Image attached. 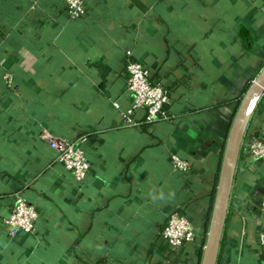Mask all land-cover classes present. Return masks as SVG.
<instances>
[{"label":"crops","instance_id":"obj_1","mask_svg":"<svg viewBox=\"0 0 264 264\" xmlns=\"http://www.w3.org/2000/svg\"><path fill=\"white\" fill-rule=\"evenodd\" d=\"M86 3L72 19L64 0H0V264H201L237 103L264 67V0ZM128 50L170 91L168 120L124 124ZM42 131L86 152L82 182ZM259 135L264 95L244 143ZM17 193L39 211L34 235L4 222ZM263 199L264 167L242 149L217 264H264ZM175 211L201 235L178 251L162 237Z\"/></svg>","mask_w":264,"mask_h":264},{"label":"built area","instance_id":"obj_2","mask_svg":"<svg viewBox=\"0 0 264 264\" xmlns=\"http://www.w3.org/2000/svg\"><path fill=\"white\" fill-rule=\"evenodd\" d=\"M67 11L72 19H81L87 15L86 0H64ZM132 51L126 52L127 88L132 94V104L121 111V118L126 125L138 127L140 125L152 126L162 120L170 118L168 105L171 97L170 91L162 82L152 78L151 70L142 62L131 58ZM12 75L6 74V82L11 84ZM117 107V105H116ZM138 112H143L141 121L136 119ZM41 139L55 153L56 162L71 172L78 182H82L91 171V163L86 152L75 142L67 138L42 131ZM244 151L264 167V136H254L246 143L243 142ZM171 164L175 170L190 172L192 163L176 154L171 156ZM264 209V199L261 202ZM10 214L4 219L10 229V235L15 236L21 232L27 235L36 233L39 220V211L36 205L28 202L21 194L15 195V203ZM194 222L181 212H173L166 223L162 237L174 251L180 250L185 244L193 243L200 238ZM259 245L264 259V231L259 234Z\"/></svg>","mask_w":264,"mask_h":264},{"label":"water","instance_id":"obj_3","mask_svg":"<svg viewBox=\"0 0 264 264\" xmlns=\"http://www.w3.org/2000/svg\"><path fill=\"white\" fill-rule=\"evenodd\" d=\"M263 95L264 67L246 90L228 132L201 264L218 263L243 142Z\"/></svg>","mask_w":264,"mask_h":264},{"label":"trees","instance_id":"obj_4","mask_svg":"<svg viewBox=\"0 0 264 264\" xmlns=\"http://www.w3.org/2000/svg\"><path fill=\"white\" fill-rule=\"evenodd\" d=\"M251 84V83H250ZM250 84L247 86V89H248V87L250 86ZM241 101H242V98H240L239 100H238V106H237V109H238V107H239V105H240V103H241ZM205 243V242H204Z\"/></svg>","mask_w":264,"mask_h":264},{"label":"clouds","instance_id":"obj_5","mask_svg":"<svg viewBox=\"0 0 264 264\" xmlns=\"http://www.w3.org/2000/svg\"><path fill=\"white\" fill-rule=\"evenodd\" d=\"M156 197L154 196L153 199H155ZM161 198H163V196L161 195Z\"/></svg>","mask_w":264,"mask_h":264}]
</instances>
